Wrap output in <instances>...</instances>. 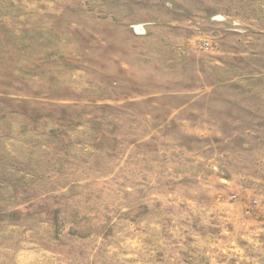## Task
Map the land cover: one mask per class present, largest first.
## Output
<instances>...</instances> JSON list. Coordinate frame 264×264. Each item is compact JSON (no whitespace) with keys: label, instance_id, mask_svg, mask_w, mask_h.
<instances>
[{"label":"rangeland","instance_id":"obj_1","mask_svg":"<svg viewBox=\"0 0 264 264\" xmlns=\"http://www.w3.org/2000/svg\"><path fill=\"white\" fill-rule=\"evenodd\" d=\"M0 264H264V0H0Z\"/></svg>","mask_w":264,"mask_h":264}]
</instances>
